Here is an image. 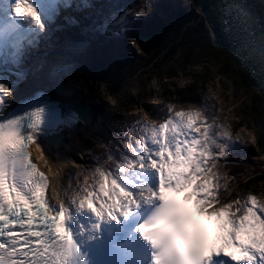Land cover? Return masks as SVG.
Instances as JSON below:
<instances>
[{"label": "snow or ice", "instance_id": "snow-or-ice-1", "mask_svg": "<svg viewBox=\"0 0 264 264\" xmlns=\"http://www.w3.org/2000/svg\"><path fill=\"white\" fill-rule=\"evenodd\" d=\"M70 6L66 0H0V112L27 79L14 69ZM240 12L255 23L253 14ZM128 15L116 23L130 24ZM258 51L264 66V33ZM218 111L205 100L169 103L160 119L143 112L126 129L129 139L108 148L102 162L96 156L90 168L76 165L75 183L70 176L65 184L63 165L46 159L40 137L88 116H65L41 93L20 102L0 119V264H264L262 194L233 196L227 171L218 168L234 147L255 144L257 136L245 128L234 132ZM32 144L46 172L33 160Z\"/></svg>", "mask_w": 264, "mask_h": 264}, {"label": "rangeland", "instance_id": "rangeland-1", "mask_svg": "<svg viewBox=\"0 0 264 264\" xmlns=\"http://www.w3.org/2000/svg\"><path fill=\"white\" fill-rule=\"evenodd\" d=\"M140 1L141 0H137L136 2L138 3ZM183 2L189 4L190 0H183ZM131 5L132 4L129 0L117 2L112 9L110 8L111 11L104 15L103 18L105 20V25L116 23V19L118 20V18L125 16V14L131 10ZM68 9H70V7ZM63 11L64 8L62 7L60 9V15L55 21H58L62 16L63 18L68 16L64 13H61ZM174 33L175 30L169 27L160 29L158 32L152 31L149 35L150 37H148L149 39L142 38V40L134 42L137 45L136 47L133 45L136 53L127 58H124L125 47L120 45V54L116 57H113V59L123 60L124 62L127 61L122 65H117V63H115L113 60V64L109 63V60L105 59L102 53L98 51L99 47L102 46V44L99 43H95L90 48L85 49V46L79 42L77 37L72 41V46L71 43H66L65 47L63 46L67 56L64 58L66 61L64 60L63 62L71 63V66L70 68L65 67L66 70L61 72L59 68H55L53 70L54 73L51 74L52 78L56 75L55 79L59 81L58 84L60 85H54V89L57 88L55 92H64L66 86L71 84L76 89H79L77 92L80 93L81 97L88 96L89 99L92 100L96 105L98 104L99 107V123H97L98 130L97 132L90 134L89 144L87 145L88 152L86 154V159L81 165L90 168L95 163L94 158L96 156L107 153L104 152L102 148H99V152H96L95 150V152L92 153L94 151L93 149H96V147L103 145L105 142H111L110 147L108 148L114 149L118 143V140L115 137H118L119 139H126L127 136L124 135L126 131L124 123L134 124L135 120L143 115V112L149 113V111H151L156 113L161 108L166 109L169 103L179 102L180 105L192 104L183 100L186 99V97L182 96L181 98L183 99H180L174 94H172L171 99L168 98L165 100L166 102L164 105L160 106L158 104L159 102L163 101V98L159 96L161 93V90L159 89L161 86L159 83L162 84L164 82H174L176 86L173 87V91H175L177 87H183V85L186 83V76H184L182 73L179 77H171L170 67L171 65H174V63H162L163 60L160 58H156L157 61L151 63L156 56L155 51L163 49V45L166 44V42L173 36ZM46 37L47 36L43 37L41 40L47 41ZM79 37H82V35ZM91 39H93V42L96 41L94 34H92ZM40 46L41 43H37V47ZM162 51H164V49ZM114 53L115 52L111 51L108 57H111V55ZM97 57H100L101 62L95 59ZM40 69L41 70L39 72H43L44 65L41 66ZM198 69H200V67H198ZM192 70H194V68H192ZM190 72L191 73L189 74L192 75L193 72L191 69ZM159 73L161 76H159ZM156 74H158L159 80L157 79ZM191 82L192 79H190L188 83ZM240 82V80H231L228 82L222 78H216L215 81L206 84V90L203 91L202 94V103L207 100L210 106H214L216 109H223V111H218L217 114L222 118H226L224 121L225 123L232 122L235 125L233 129L234 132H239L241 128H245L250 129L253 132L255 131L257 136V127L255 125L253 126V122L250 121V118L246 117L244 121L248 123L251 122V126H241L239 123L241 118V116H239L241 109L246 108L251 110L252 107L250 108V101H253V96H247L245 94L241 95L240 92L242 90V86ZM226 83L228 86L225 85ZM209 89L213 90L214 95L209 93ZM16 94L17 93L15 91L14 98L16 97ZM109 96L116 100V104H112V102L108 99ZM209 97H211V99H208ZM240 100L241 104L239 105L237 103ZM141 109H143V111H140ZM99 130H101V133ZM120 132L123 133L121 134ZM107 137L109 138L107 139ZM103 139L107 140L103 142ZM255 148H257V146H255ZM257 150L260 151L258 148ZM260 157V161L262 163L260 167L264 170V155H262L261 152ZM73 162L76 164V161ZM52 164L55 167H59L62 165V160L56 158L55 161H52ZM74 164H72V168H64L63 166L64 170L62 175L65 178V184H67L69 181L70 176L73 177L72 183H75L74 174L79 169H77ZM218 168L221 174L225 172L223 163L218 165ZM229 180L232 182L233 178H229ZM236 185L237 181L232 182L231 194L233 196H235L237 193L242 194L244 191L256 192L254 190L252 191L251 189L246 190L245 187L241 185L238 187ZM257 193H261V199L264 200L263 188L262 191Z\"/></svg>", "mask_w": 264, "mask_h": 264}, {"label": "trees", "instance_id": "trees-1", "mask_svg": "<svg viewBox=\"0 0 264 264\" xmlns=\"http://www.w3.org/2000/svg\"><path fill=\"white\" fill-rule=\"evenodd\" d=\"M164 25L176 28L172 41H175L179 33L182 32V39L177 41L178 43L175 42L171 46H167L169 51L163 52L161 55L165 61L173 60L174 65L170 67L172 75L178 76L179 71L188 75L190 69L193 72L190 76L192 82L187 83L179 93L195 101L199 99L198 94L204 85L214 81L216 76L228 82L240 80L241 95H251L253 101H250L252 109L242 108L239 115L243 117V121L246 117L250 118V121L257 127L258 146L260 151L264 152V99L256 93L251 83L239 74L234 58L228 51L213 45L204 17H200L193 7H189L177 14L173 21L162 18L153 20L143 31ZM170 85L165 83V94L170 88L173 91ZM225 85L228 86L227 83ZM231 168L236 172L234 175L238 177L243 178L249 174L244 165H234ZM248 184L252 190L262 191V188L264 190V173L251 177Z\"/></svg>", "mask_w": 264, "mask_h": 264}, {"label": "water", "instance_id": "water-1", "mask_svg": "<svg viewBox=\"0 0 264 264\" xmlns=\"http://www.w3.org/2000/svg\"><path fill=\"white\" fill-rule=\"evenodd\" d=\"M201 10L209 28L214 45L228 51L234 58L239 74L247 79L264 99V66L259 59V43L264 33V0H193ZM243 8L253 14L255 23L250 22L240 12ZM69 106L88 116L90 122L94 109L91 104L71 101ZM87 109L86 114L82 113ZM51 139L50 143L62 140Z\"/></svg>", "mask_w": 264, "mask_h": 264}, {"label": "bare ground", "instance_id": "bare-ground-1", "mask_svg": "<svg viewBox=\"0 0 264 264\" xmlns=\"http://www.w3.org/2000/svg\"><path fill=\"white\" fill-rule=\"evenodd\" d=\"M36 77L37 76L34 74L29 76L28 79L26 80V82H23L20 85V87L17 90V94H16V97H15L13 103L25 101V99L35 96V94L38 92V93H41L43 96L50 97L52 100H54L56 102H60L63 106H65L63 104L65 101V96L64 95H62V97L58 96L60 99L56 98L51 93V87H50L49 80L46 77H44V78H36ZM61 88H63V87H61ZM65 92H67L68 94L73 93V92L79 93V92H77V90L76 91L73 90L71 84H68L66 86ZM79 99L84 100V98H80V97H79ZM94 107L96 109L97 115L84 128L81 127V125H82V122H81V123L76 124L73 127H62L61 129L56 130L60 134L64 135L65 138L60 143L54 145L53 146V147H55L54 149H52L51 145H49L46 142L47 134L40 137L39 143L44 148V150H46L45 151L46 159L50 160L51 162L55 161L56 158L61 159L62 165L64 166V168L72 167V164H74L73 161H76L75 162L76 164H74V166L77 164L81 165L85 161L86 154H87V145L89 144V140H90V134L97 132V130H98L97 123H99L98 122V111H99L98 108L99 107H97L96 104H94ZM166 109H167V107H166ZM149 113H151V111H149ZM65 114H67V112H64V115ZM73 128L78 129V133L76 135L71 134V130ZM99 132L101 133V130H99ZM50 149H52V150H50ZM32 151L35 154V156L40 155L39 151L37 150V146L35 144L33 145ZM71 160H73V161H71ZM41 162L43 165H45V161L41 160ZM71 162H73V163H71ZM51 179L53 181V185H55L56 177H52Z\"/></svg>", "mask_w": 264, "mask_h": 264}]
</instances>
